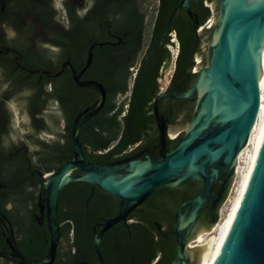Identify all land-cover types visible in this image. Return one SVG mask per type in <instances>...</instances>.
Returning <instances> with one entry per match:
<instances>
[{"label":"trees","instance_id":"1","mask_svg":"<svg viewBox=\"0 0 264 264\" xmlns=\"http://www.w3.org/2000/svg\"><path fill=\"white\" fill-rule=\"evenodd\" d=\"M181 1L158 0L157 4L151 6L148 0H38V22L41 24L38 49L21 47L25 58L22 64L28 69L58 72L66 61H70L80 71L86 65L92 44L119 43L96 46L93 62L82 77L100 81L107 90L105 106L81 131V141L88 159L100 162L110 155L113 156L110 159H116L126 156L139 142L156 143L158 130L153 102L161 92L160 79L173 62L168 47L172 32L177 34L180 50L168 89L185 91L192 85L196 77V58L202 53V39L197 27L206 24L212 11L206 4L207 0L192 1L194 16L191 17L187 9L182 8L175 14L164 35L171 14ZM196 17L198 24L195 23ZM120 38L122 42H119ZM162 40L163 44L151 52ZM2 44L3 36L0 35ZM2 61L0 65L13 67L9 61ZM6 67V73L17 83L22 82L20 87L33 92L27 98L33 118V132L38 130L39 134L50 130L55 134L50 142L38 138L39 156L36 162L43 172L54 171L73 156L68 127L79 112L95 102L98 93L78 86L70 68L57 77H49ZM2 98H5V94ZM186 103L184 100H162L160 113L168 119L169 124H173ZM192 113L193 110H189L186 116L192 117ZM0 129L2 133L8 130L5 118L0 122ZM0 151V181L7 186L0 190V208L13 221L17 234L22 237L20 246L23 253L38 259V236L48 230L46 226H38L31 216L32 207L37 201L38 178L27 168L20 171L5 165L1 139ZM154 154L155 150H152ZM91 187V184L83 182L71 183L64 187L60 198V213L82 219L86 217L82 225L87 228L93 225L97 216L103 213L106 202L112 198L97 189L91 198V206L86 207ZM10 201L13 207L9 210L7 205ZM218 218L216 214L213 223ZM144 223H136L132 228L137 264H149L165 246L163 238L156 239L153 233L156 230L154 219ZM3 229L0 222V232ZM3 245L4 237L0 233V248Z\"/></svg>","mask_w":264,"mask_h":264},{"label":"water","instance_id":"2","mask_svg":"<svg viewBox=\"0 0 264 264\" xmlns=\"http://www.w3.org/2000/svg\"><path fill=\"white\" fill-rule=\"evenodd\" d=\"M182 0L172 12L164 35L167 34L175 14L186 8L192 17L191 2ZM217 0V22L210 29L208 62L198 71L189 89L161 91L153 102V115L159 131L160 156L156 159L147 152L100 163L88 159L81 141L82 127L105 106L107 90L94 79H82L93 62L94 48L105 43H94L88 51L86 65L78 71L66 61L58 72L43 69L26 71L61 75L70 68L78 86L90 88L98 97L79 112L69 126L73 143V158L56 171L41 175L43 192L38 207L51 233L50 250L44 260L22 253L16 241L12 221L0 208V222L7 233L11 252L0 250V257L17 264H53L60 241L59 197L67 185L74 182L91 184L103 193L120 200L124 210L109 220L103 231L126 220L152 193L164 188H183L199 182L196 195L183 201L176 213L175 235L177 250L169 264H189L187 243L194 227L201 220L206 203L212 198L217 183L228 191L235 174V161L249 141L258 117L251 167L255 169L246 200L234 227L228 236L218 264H264V91L260 108V86L256 55L264 44V0L257 5L246 6L247 0ZM198 29V27H197ZM220 30L216 44L214 33ZM162 40L151 52L163 44ZM198 63V62H197ZM196 66V62H195ZM196 69V67L194 68ZM209 87L200 94V85ZM184 100L194 105L188 130L182 137L172 140L168 148L169 125L160 113L162 100ZM79 170L80 172H76ZM184 209H186L184 211ZM194 219L187 226L182 220ZM99 234L96 247L99 248Z\"/></svg>","mask_w":264,"mask_h":264},{"label":"flooded vegetation","instance_id":"3","mask_svg":"<svg viewBox=\"0 0 264 264\" xmlns=\"http://www.w3.org/2000/svg\"><path fill=\"white\" fill-rule=\"evenodd\" d=\"M53 4L56 7V2L53 1ZM195 23H199L197 17ZM201 27L204 26H200L197 30L199 31ZM40 29L41 24L38 22V0H0V35L3 36V44L0 45V62L1 60L9 61L14 67L13 68L11 65H6L7 67L0 65V99L3 100V103L0 104V122L5 118L8 128V130L3 133L0 129L1 147L4 154L2 157L4 158L7 167L20 171H25L27 168L33 176L38 178L37 201L32 207L31 216L38 226H46L48 229L46 215L44 218L42 217L38 204L40 195L43 192V184L39 172L43 175L49 172H43L39 166H36V162L39 156L38 138L50 142L54 139L55 134L49 132L50 130H45L39 134L38 130L33 132V118L29 112L27 104V98L33 92L26 91L25 88L20 87L22 82L20 81L17 83L8 73L5 72V67L6 69H14V71L17 72L20 70L28 72L25 69L27 67L22 64L25 58L21 47L25 48L26 46H31L34 49H38V31ZM120 39L119 42H122V38ZM103 43H110L111 45L119 44L113 42ZM31 51H33L32 53H36L34 50ZM3 94H5V98H2ZM186 104V107L180 115L186 116L189 110L194 109L191 102ZM50 111L51 110H46L45 112ZM36 117L38 119V115ZM174 124L175 123H168L169 127ZM183 135L184 132L179 138ZM158 138L159 131L155 135L156 143L154 145H152V142L148 143L142 141L134 145L126 156L110 159L111 157L113 158V156L110 155L106 158L107 160H102L100 163L113 162L147 152L153 157V159H156L160 156ZM169 138L168 148H170L172 140L176 139ZM169 140H171V142H169ZM152 150H155L154 156L152 155ZM72 158L73 156L70 159ZM76 172L80 171L77 170ZM5 187L7 188V186L0 181V190ZM199 187V182H192L183 188H175L173 191L158 190L152 193L140 206L136 207L128 215L126 220L115 224L106 231H103L106 223L116 217L125 208V205L120 200L111 196L112 198H110L104 206L103 213L97 216L91 227L87 228V226L82 225V223L86 221V217L84 220L80 217L76 218L75 216L60 213V194L59 220L61 231L60 241L53 264H137L138 257L136 250L133 247L132 228L136 223L143 222V224H145L144 221L151 219H154V224L156 226V230L153 231L156 235V239L163 238L165 246L158 251L155 258L149 261V264L171 263L175 259L177 250L175 227L178 207L183 201L193 198ZM91 188V196L85 203L88 208L92 204V196H95L98 189L93 186ZM225 197L226 189H222V185L217 183L214 187L213 196L206 203L203 212L204 218L211 224L213 223L215 215L219 214V208ZM12 207L13 202L10 201L7 208L10 210ZM185 210L186 209H184V211ZM78 223L79 225H77ZM12 224L15 231L17 245L21 250L20 242L22 241V237L17 234L13 221ZM0 233L4 237V245L0 250L11 252V248L6 242L7 233L5 229L1 230ZM97 234L101 235L99 248H97L95 244V237ZM50 242V231L47 230L41 232L38 236V260L41 261L47 257L50 250ZM0 261L1 264H17L13 260L3 257H0ZM192 261L189 260V264H193Z\"/></svg>","mask_w":264,"mask_h":264},{"label":"bare ground","instance_id":"4","mask_svg":"<svg viewBox=\"0 0 264 264\" xmlns=\"http://www.w3.org/2000/svg\"><path fill=\"white\" fill-rule=\"evenodd\" d=\"M232 2H234L232 0ZM259 1L256 0H247L246 6L251 7L257 5ZM212 22V21H211ZM216 20L214 22V26L216 25ZM213 26V27H214ZM212 27V28H213ZM204 27L199 29L198 33L200 34ZM220 36V30H216L214 33L212 44H216ZM208 46V45H207ZM257 63H258V81L260 86V108L264 91V44L261 47V51L258 55H256ZM199 59V58H198ZM197 61V60H196ZM198 65V64H197ZM196 71H198L201 66H195ZM208 83H202L200 85V94H204L208 89ZM260 109L258 113V117L254 124L253 130L251 132L249 141L247 146L242 149L239 153L236 161H235V174L232 180H235L238 176H241L240 186L238 188L237 195L231 201V205L228 209V212L225 216H223L220 222L210 228L198 226L199 222L194 227L193 233L190 235L186 254L188 259L194 260L195 253L199 249L200 254L198 258V264H218L228 236L230 235L234 224L238 218V215L241 211V208L246 200L252 179L255 174V169L251 167L252 154L254 149L257 125L259 120ZM189 122L184 126H174L169 129V136L172 138H178L183 132L185 133L188 130ZM253 145V149L251 146ZM243 164H246L243 166ZM239 178V177H238ZM194 217L189 220L183 219L182 226H187L190 221H192ZM198 226V227H197ZM186 264V263H185Z\"/></svg>","mask_w":264,"mask_h":264},{"label":"rangeland","instance_id":"5","mask_svg":"<svg viewBox=\"0 0 264 264\" xmlns=\"http://www.w3.org/2000/svg\"><path fill=\"white\" fill-rule=\"evenodd\" d=\"M148 2L151 4V6H154V4L158 3V0H148ZM206 4L211 8L212 11V15L211 17L207 20V22L209 20H211V25L209 27H205L204 25V29L202 30V32L199 34L201 36L202 42H201V47H202V53L199 54L196 58V66H205L208 62V42H209V36H210V29L214 26V22L215 20L217 21V0H207ZM206 22V23H207ZM210 28V29H209ZM199 58V59H198ZM198 62V63H197ZM198 64V65H197ZM174 70V62L171 63L169 69L166 71V73L163 75L162 79H160V83H161V91H165L168 88L169 85V80L171 78V75L173 73ZM194 108V105H192ZM194 110V109H193ZM191 119L190 117H187L185 115H180L179 118L177 119V121L175 122V124L171 127L174 126H185ZM251 149H253V145L251 146ZM246 164H243V166H245ZM239 177V178H238ZM235 180H231V183L229 184L228 187V191L226 193V197L222 203V205L219 208V218L218 221L216 223H210L207 219L204 218V216L202 215L201 220L199 221L198 226H204L206 228H210L216 224H218L221 220V218L223 216H225L228 212V209L230 207V203L231 201L234 199V197L237 195L238 192V188L240 186V181H241V176H238ZM197 226V227H198ZM195 229V228H194ZM194 231V230H193ZM193 233V232H192ZM199 254L200 251L199 249L196 251L195 253V259L192 261L190 259V261H192L193 264H198V258H199Z\"/></svg>","mask_w":264,"mask_h":264},{"label":"built area","instance_id":"6","mask_svg":"<svg viewBox=\"0 0 264 264\" xmlns=\"http://www.w3.org/2000/svg\"><path fill=\"white\" fill-rule=\"evenodd\" d=\"M211 25V20H209L206 24L205 27H209ZM210 29V28H209ZM171 36V45H169V49L171 51L172 54V58H173V62L175 65V61L178 57L179 54V50H180V45H179V41L177 39V34L175 32L170 33ZM195 70V69H194ZM136 73H134L135 75ZM172 76V75H171Z\"/></svg>","mask_w":264,"mask_h":264}]
</instances>
